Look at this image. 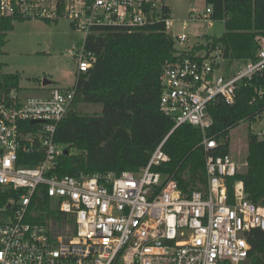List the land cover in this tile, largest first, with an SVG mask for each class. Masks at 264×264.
Here are the masks:
<instances>
[{
    "label": "built area",
    "instance_id": "obj_1",
    "mask_svg": "<svg viewBox=\"0 0 264 264\" xmlns=\"http://www.w3.org/2000/svg\"><path fill=\"white\" fill-rule=\"evenodd\" d=\"M211 15L209 6L203 15L190 9L182 30L198 22L210 26ZM27 20H67L83 34L70 52L76 77L95 63L84 49L89 35L161 25L175 54L158 75L159 110L173 122L171 132L182 125L200 130L204 183L184 192L169 174L154 171L169 161L164 141L137 173L58 176L60 158L75 153L55 142L58 124L73 110L75 88L51 86L45 97L26 99L10 89L0 95V264L247 261L250 238L264 233V207L245 198L242 182L228 186L238 166L229 154L211 153L219 143L207 137L208 108L217 100L233 105L238 89L253 82L264 98V36L255 37L253 61L230 62L222 46L205 48L207 40L178 51L189 36L171 35L177 21L163 0H0V36L5 22ZM263 117L264 112L253 123ZM253 133L264 139V132ZM30 156L38 157L34 165L27 164Z\"/></svg>",
    "mask_w": 264,
    "mask_h": 264
},
{
    "label": "trees",
    "instance_id": "obj_2",
    "mask_svg": "<svg viewBox=\"0 0 264 264\" xmlns=\"http://www.w3.org/2000/svg\"><path fill=\"white\" fill-rule=\"evenodd\" d=\"M204 2L212 9V20L224 26L223 35L208 39L205 48L222 46L230 62L253 61L258 49L255 37L264 36V0ZM2 29L0 55L10 22H5ZM84 49L95 57V63L76 77L74 105H100L101 111L96 116H81L71 110L58 124L55 142L71 147L75 153L62 156L55 173H137L164 141L169 161L154 171L169 174L184 192L203 184L205 151L200 130L182 125L171 132L173 122L159 110L158 75L175 54L173 40L164 28L158 25L133 33L101 30L86 38ZM19 79L16 73L0 74V95L19 89ZM256 88L255 82L240 87L233 105L217 100L209 106L212 125L207 137L219 143L213 155L229 154V131L242 122L253 123L264 112V98H258ZM28 159L27 164L34 165L38 157ZM244 163V171L230 178L228 186L242 182L245 198L264 207V139L250 127ZM250 246L251 264H264V233L255 232Z\"/></svg>",
    "mask_w": 264,
    "mask_h": 264
},
{
    "label": "rangeland",
    "instance_id": "obj_3",
    "mask_svg": "<svg viewBox=\"0 0 264 264\" xmlns=\"http://www.w3.org/2000/svg\"><path fill=\"white\" fill-rule=\"evenodd\" d=\"M169 8L171 18L176 22L170 30L171 35L185 33L189 41L184 47L176 46L178 51L195 44L203 45L206 40L219 39L224 33L222 22H213L210 26L203 22L190 24L188 31L182 30V21L188 19L190 9L203 15L204 0H163ZM200 36V39L196 37ZM83 38V34L72 29L67 20L45 22L40 20L15 21L6 33L0 55V74H18L20 96L26 98L45 97L49 87L73 88L76 83V66L70 52ZM198 49V48H197ZM48 86V85H47ZM73 110L81 116H96L100 105L78 104ZM252 132H264V117L261 121H245L229 131V154L238 166V172L245 169L247 151V129ZM49 211V209H45ZM44 219L41 217V221ZM264 261V254H263ZM251 259L241 264H251Z\"/></svg>",
    "mask_w": 264,
    "mask_h": 264
},
{
    "label": "crops",
    "instance_id": "obj_4",
    "mask_svg": "<svg viewBox=\"0 0 264 264\" xmlns=\"http://www.w3.org/2000/svg\"><path fill=\"white\" fill-rule=\"evenodd\" d=\"M44 82H45V83H48L47 81H44ZM47 85H48V86H47ZM47 85H43V87H44V86L49 87V88L51 87V85H49V83H48Z\"/></svg>",
    "mask_w": 264,
    "mask_h": 264
},
{
    "label": "water",
    "instance_id": "obj_5",
    "mask_svg": "<svg viewBox=\"0 0 264 264\" xmlns=\"http://www.w3.org/2000/svg\"><path fill=\"white\" fill-rule=\"evenodd\" d=\"M47 84H48V83H45V82L43 83V85H47Z\"/></svg>",
    "mask_w": 264,
    "mask_h": 264
},
{
    "label": "flooded vegetation",
    "instance_id": "obj_6",
    "mask_svg": "<svg viewBox=\"0 0 264 264\" xmlns=\"http://www.w3.org/2000/svg\"><path fill=\"white\" fill-rule=\"evenodd\" d=\"M249 259H250V258L248 257V259H247V260L249 261Z\"/></svg>",
    "mask_w": 264,
    "mask_h": 264
}]
</instances>
